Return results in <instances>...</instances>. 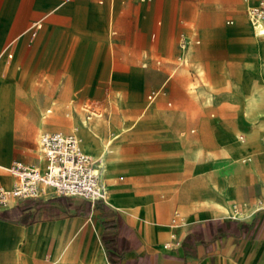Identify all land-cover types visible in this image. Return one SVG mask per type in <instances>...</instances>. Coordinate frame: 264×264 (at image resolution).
Segmentation results:
<instances>
[{"label":"crops","instance_id":"0c3cea01","mask_svg":"<svg viewBox=\"0 0 264 264\" xmlns=\"http://www.w3.org/2000/svg\"><path fill=\"white\" fill-rule=\"evenodd\" d=\"M260 1L264 0H0V77L7 64L13 63L12 68L15 64L14 83L26 93L34 91L43 97L39 108L43 113L51 102L64 106L73 96L74 86L80 87L90 72L98 78L95 93L78 97L75 102H94L111 95L115 108L123 111L119 117L105 115L115 134L95 137L99 145L110 141L98 160L111 199L91 202L78 196L45 193L0 205V212L7 213V219L0 218V264H114L108 261L100 239L106 209L121 218L131 239V250L119 264L136 257L140 258L139 264H264V180L245 167H234L220 151V141L229 137V132L247 137L254 130V121L245 116L234 99L217 97L207 101L205 97L209 104L204 106L182 101L180 86L171 83L177 68L186 66L192 56L203 61V66L201 70H189L194 84L191 88L201 84L206 89L208 76L217 88H222L226 75L237 81L241 62L218 41L229 32V41L238 43L243 32L252 28L247 9ZM244 8L243 19L225 30V16L239 17ZM244 26L249 29H241ZM179 34L176 44L181 61L170 63L172 67L167 70L164 58L174 55L172 46ZM206 36L214 43L202 46ZM98 38L103 41L93 57ZM184 39L190 42L182 49L179 42ZM150 74L158 78L149 80ZM113 76L136 77L141 84L139 100L118 104L117 95L126 99L127 91L111 86ZM40 80L44 86L38 85ZM239 84L244 88V82ZM49 85L59 89L53 92ZM165 90L173 91L178 101L173 105L169 101L165 106ZM153 92L155 96L150 99ZM147 101L153 104L141 114ZM30 107L25 96H15L14 114L0 122V137L14 135L11 156L16 160L10 165L20 162L40 169V135L69 132L58 126L40 130L26 117ZM209 109L215 112L208 117ZM42 113L38 117L45 119L52 114ZM215 114L218 117L212 119ZM137 116H141L142 123L134 132H124L123 118ZM55 127L60 129H51ZM34 130L40 132L33 147L27 148L21 139ZM255 133L260 137L264 130L256 128ZM4 151L0 139V157ZM104 159L110 160L106 169ZM9 166L0 164L6 169ZM230 171L231 185L227 178ZM0 179L10 182L2 173ZM229 196L240 214L248 206L255 207L244 217L229 215ZM132 197L144 203L140 209L132 208ZM218 201L225 209L215 204ZM217 219H235L244 232L216 236L211 222ZM206 222L210 224L202 230L200 240H184ZM145 226L150 228L148 233ZM175 226H180L178 233L165 239ZM68 243L71 247L65 253ZM89 251L92 263L87 261Z\"/></svg>","mask_w":264,"mask_h":264},{"label":"rangeland","instance_id":"374dc122","mask_svg":"<svg viewBox=\"0 0 264 264\" xmlns=\"http://www.w3.org/2000/svg\"><path fill=\"white\" fill-rule=\"evenodd\" d=\"M245 14H246V11L244 8L241 11V14L239 15V17H232L230 15L225 16L224 22L227 24L225 26L226 27L225 30L229 29V24H235V22L237 20L243 19ZM182 16L183 15H180L181 18L184 17V16L183 17ZM262 20L264 23V16H263ZM252 28L250 30H248L249 27H247V26H244L241 28V29L248 30V31L243 32V34L240 36V41L238 43H235V42L231 43L229 41L230 40L229 37L231 36V34L229 32L226 35H224V37H221L218 41V43H220V44L223 43L229 49L230 54L234 55L235 57H237L240 60L241 67L237 72L238 73L237 74L238 80L233 81L228 77V75H226L224 78V83H223L222 88L221 87L217 88V86L213 83L210 76L207 77L206 82L209 83L210 88L214 94V98H217V97L222 98L223 97V98H228V99L230 98V99H234L235 101H238L243 108V112H244L245 116H247L248 118H250L254 121L253 122L254 130L251 131L250 133H248L247 137H240L237 134V132H235V131L229 132V135H228L229 137H224L223 140L220 141V151L222 152V150H226L227 152H230L229 154L231 156L238 155L240 157H243V156L248 157L251 155V157L253 158V160L255 161V164H256L254 166L253 172L256 173L259 177H261L264 180V133H260V137H258L255 133L256 128L264 130V50H263L264 49V38L263 37H260V38L255 37ZM180 37H181V34H179L176 37L174 44L172 46V48L174 50V55L164 58L167 61V63H165V67L167 70L168 69L170 70L172 67V65L170 63H179L181 61L180 58L178 59V57H180V55H181V51L178 50V46L176 44L177 41L180 40ZM101 41H103V40L98 38V40L96 42L95 49L93 51V57H95V55L98 53L100 44L102 43ZM211 43H214V41L210 40L209 37L202 39V46L211 45ZM153 58L154 57L151 58L152 62H153ZM202 63H203V61H197L194 58V56L190 57L186 66L180 65L177 68L173 78H171V83L173 82V83H176V85L180 86V90L182 92L181 93L182 94V99H181L182 101H185L187 103L188 102H195V103H199L202 106H204L205 104H209L208 102H206L205 96L202 93H200V91H199L200 88L204 85L197 84V87L195 89L191 88L193 83H192V78L189 75V70H191V69H196V70L200 69L201 70L202 66H203ZM12 64L13 63H9L6 65V67H5L6 72L3 75V77H0V122L2 121V119L5 120L7 117L14 114V110L12 109L13 108V100L15 99V96L21 95V96H25L28 99L30 106H31L30 109L27 110L26 117L31 119L37 125H39L40 130H43V128L40 127V123H39L40 117H38L40 115V113H42V111H40L39 108H40L41 101H43V97L41 95L40 96L37 95L34 91H30V92L26 93L25 89H22L19 86L20 84L14 83V81H15L14 71H15L16 65L14 64V67L12 68ZM153 64H154V62H153ZM91 65H92V63H91ZM148 65L149 64L147 63V66ZM205 73H207V69H205ZM225 74H226V71H225ZM157 78H158L157 74H150L148 79L154 81ZM97 79L98 78L94 74L88 72L86 74V76L84 77L80 87H78L77 85L74 86V94L71 97V99H69L70 101L73 100V102H72L73 104L70 103L69 107L65 108L67 110H63V114L65 116H63V114H61L62 115L61 119H69L71 117V115H72L71 108L76 110V112L79 113L82 117H85V116L88 117L89 115H91V113H90L91 111L98 112L99 114L102 115L101 118L107 120L106 121L107 124L108 123L111 124V127L108 129V131L104 130L102 132H99V134L103 137H111V134L113 135L117 131H116V129H114V126L111 123V120L108 119L107 117H105V115L109 116L110 114H113V116L115 115L117 117L118 114L121 115L123 113V111H120V109L117 110L115 108L116 107L114 105L115 102L113 101L114 99L112 98L111 95L110 96L104 95L101 97V99L99 101H94V102L85 101L83 103L82 101H78V100L75 102V99L78 97H87V96H90V95L95 93L94 86L97 83ZM202 80L204 83L205 77H203ZM239 81L245 83L244 88H241ZM110 84L115 89L120 87V88H125L127 91V98L126 99H123L122 95H120V94L117 95V98H118L117 103L118 104H119V102L122 101V103H124L125 105H129L131 102L139 100L140 92H141V84L136 77L131 76L127 79H124V78L113 76L110 79ZM38 85L44 86L45 83H44V81L40 80V81H38ZM49 87L53 90V92H55L59 89L55 85H49ZM77 87H78V89H77ZM162 91H163V89H162ZM172 92L173 91H171V90H165L164 94L162 95V102L165 106H167V102H169V101L172 102V105L174 102L178 101V98ZM146 94H147V92L144 93L143 100L145 99ZM66 100L67 99H65V101ZM70 101H68V102H70ZM74 103H75L77 108L75 107ZM213 103H217V102L213 101ZM152 104H153V102L147 108V107H145V105H146V102H145L143 104L144 109L142 108L141 114H142V112L144 114L146 112V110H148L152 106ZM84 105L90 106L88 111L84 108ZM34 112L36 115L35 117H33ZM211 112H215V111L209 109L208 117L210 116L209 114ZM66 113H68V114L66 115ZM52 114H53V112H52ZM52 114L48 115V117L50 118V116H52ZM45 115H46V112L44 110L42 113V116H45ZM91 117H93V116H91ZM140 117L141 116H137L136 119L123 118L122 130H124V132H134L136 127L142 123L141 121H143V120H141ZM217 117L218 116L215 114V116L212 119H216ZM115 118L113 119L114 122L118 123L119 120L117 118L116 119ZM47 120L52 121L51 118L47 119ZM9 122H11V121L7 120L6 123H9ZM63 123H64L63 128L67 129L69 122L65 121ZM51 129L56 130V129H60V128L55 127V128H51ZM2 130L3 129L0 126V132ZM66 131L74 134V132L69 130V129H67ZM39 132H40L39 130L38 131L34 130L29 136L22 137V139H21L22 143L21 144L26 146L27 148L33 147L34 139H36L37 134ZM117 134H120V132H118ZM0 139H1L2 143H4V149H5V151H4L5 153L3 154L2 157H0V164L7 167L10 165V163L13 160H16L15 157L11 156L13 144H14V135H12V133H8L4 137H0ZM84 150L87 152L88 156L92 158L93 153L89 152L85 148H84ZM111 150L115 151L114 147H112ZM25 151H27V150L25 149ZM222 154H223V152H222ZM223 156L225 157L224 154H223ZM259 156H262V158L260 159ZM225 159L227 161H229L230 164L234 165V163L231 162L229 160V158L225 157ZM37 160H38V157H37ZM249 163H250V161L247 160L243 164H241V167L246 168V166ZM239 166H240V164H239ZM234 167H235V165H234ZM241 167L238 169H241ZM247 169H249V168H247ZM0 170L8 172V170L6 168H3V167H0ZM0 173H2L3 175L6 174L5 172H0ZM227 178H228V182L233 181V174L231 171L228 173ZM135 199H137V198H135ZM143 204L144 203H142L141 206H143ZM254 207H255L254 205L248 206L247 211L244 212V214H240V209L236 208V206L234 205L231 208L229 215H235V217H237V216L244 217L245 215H249V212L251 211V209H254ZM145 228L147 230L146 233H148L150 231L149 226H145ZM179 229H180V226H175V228L172 230L171 233H175V235H176L178 233ZM168 238H166V239H168Z\"/></svg>","mask_w":264,"mask_h":264},{"label":"built area","instance_id":"2783aa9c","mask_svg":"<svg viewBox=\"0 0 264 264\" xmlns=\"http://www.w3.org/2000/svg\"><path fill=\"white\" fill-rule=\"evenodd\" d=\"M150 1V0H140ZM264 15V1L247 9L252 27H260ZM190 40L179 46L185 49ZM155 92L149 95L153 98ZM39 151L46 162L44 170L15 162L7 170L13 176L12 187L5 191L0 183V205L13 199L37 198L43 194L53 196H78L91 202L106 199L102 179V162L83 153L78 138L73 133L43 132L39 137Z\"/></svg>","mask_w":264,"mask_h":264},{"label":"bare ground","instance_id":"6f19581e","mask_svg":"<svg viewBox=\"0 0 264 264\" xmlns=\"http://www.w3.org/2000/svg\"><path fill=\"white\" fill-rule=\"evenodd\" d=\"M97 5V4H96ZM264 16V15H263ZM263 19V17H262ZM261 19L260 21V24L261 26L260 27H257V28H252L253 29V32H254V35L255 37L257 38H260V37H263L264 38V23H263V20ZM251 37V36H250ZM249 38V37H248ZM252 38V37H251ZM252 40V39H251ZM255 43V42H254ZM260 47V46H259ZM263 47V46H262ZM264 50V49H263ZM197 56V55H196ZM260 57V56H259ZM193 83V82H192ZM195 83V82H194ZM194 85V84H193ZM259 89V88H258ZM263 89V88H262ZM192 90V89H191ZM193 91V90H192ZM200 93H202L207 101H211L214 99V94L210 88V85L208 82H206V89L205 88H201L200 89ZM249 99V98H248ZM254 99V98H253ZM255 100V99H254ZM70 101V100H69ZM73 100H71L70 102H68L67 104H65L64 106H58V104H56V102H51L52 103V106L50 108H47L46 109V113L47 112H53L52 116H50V118L52 119V121H48L47 119H45V117H41L39 118V123H40V127L41 128H48L49 126H58V127H62L64 126V123L65 121L69 122V125L67 126L69 130L73 131L74 132V135L78 138L79 140V144H80V148L82 150L83 153L87 154V152L84 150V148L86 150H88L89 152H92L93 156L92 158L93 159H98L100 157H103V152H104V149L105 147L109 144L110 141H108L107 144H104V145H99L98 144V140L95 138V137H103L99 134V132H102V131H108V129L111 127V124H107V120L106 119H103L101 118V114H99L98 112H94V111H91V115H89L88 117H82L79 113L76 112V110L72 109L71 108V117L69 119H61L62 117V110L65 109L66 107H69L70 103H72ZM248 102V101H247ZM255 102V101H254ZM50 103V104H51ZM152 102H148L146 103V107L148 108V106H150ZM258 103V102H257ZM73 104V103H72ZM84 108L88 111L90 106L88 105H84ZM144 109V108H143ZM251 109V108H250ZM147 111V110H146ZM143 113V112H142ZM68 114V113H67ZM35 112L33 113V117H35ZM93 116V117H91ZM110 122V121H109ZM130 129V128H129ZM84 147V148H83ZM202 152V150L200 151ZM223 154L225 155L226 158H229V160L231 162L234 163L235 167L237 168H240L241 167V164H243L245 161L249 160L250 163L246 166V168H249L250 171L253 172V169H254V166L256 165L255 164V161L253 160V158L250 156L248 157H240L238 155L236 156H231L229 153L230 152H227L226 150H222ZM88 155V154H87ZM193 158L196 157V154H192L191 155ZM199 158V157H198ZM259 158L261 159L262 156H259ZM115 159H112L111 161H114ZM39 162H42L43 163V166H38L40 169H45L46 167V163L43 159H38ZM104 162H105V165H104V168L106 169L107 168V165L108 163H110V160H106L104 159ZM240 164V166H239ZM9 178H10V182L9 184H6L4 183L1 179H0V183H1V186L2 188L5 190V191H9L10 188H11V183H12V176L9 174V172H6L4 171ZM232 181V180H231ZM229 185H231L232 182H228ZM230 189V188H229ZM219 191H221V188L219 187L218 188ZM231 190V189H230ZM112 194V193H111ZM112 196H110V194L108 193L106 195V199L109 200L111 199ZM185 197V196H184ZM186 198V197H185ZM114 203L116 202V200L114 198H112ZM132 202H134L132 208L137 210L140 209L141 207V202L138 201L137 199H135L134 197H132L131 199ZM141 203V204H140ZM215 203V202H214ZM221 203V202H220ZM219 203H215L217 204V206L219 208H222V209H225L221 204ZM203 205V203H202ZM228 205H229V208L231 209L233 206H234V201L233 199L229 196L228 197ZM206 207V206H205ZM77 230V229H76ZM175 236V233H170L166 236H164V238H171ZM85 237V236H84ZM70 244L68 243L65 247V253H68L69 249H70ZM78 258V257H77ZM88 262L89 263H92L94 262L92 256H91V252L89 251L88 252V258H87ZM77 260V259H76ZM77 264V263H76Z\"/></svg>","mask_w":264,"mask_h":264},{"label":"trees","instance_id":"16d2710c","mask_svg":"<svg viewBox=\"0 0 264 264\" xmlns=\"http://www.w3.org/2000/svg\"><path fill=\"white\" fill-rule=\"evenodd\" d=\"M107 206H105L106 208ZM108 208V207H107ZM0 218L7 219L6 211L0 212ZM215 225L218 236L222 235H241L244 231L239 226V221L233 219L229 221L213 220L211 224ZM102 232L100 235L101 242L105 248L106 256L109 262L119 264L124 254L131 250V239L127 235L126 228H128L118 215L112 213L110 209L103 211L102 218ZM210 222H206L203 228H198L195 231L187 234L184 238L188 242H196L201 238V232L209 226ZM139 257L135 259L126 260L123 264H139Z\"/></svg>","mask_w":264,"mask_h":264}]
</instances>
